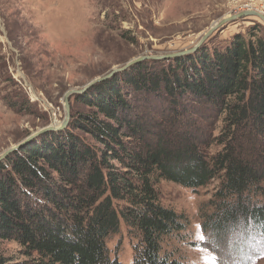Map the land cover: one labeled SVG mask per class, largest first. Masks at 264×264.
Here are the masks:
<instances>
[{
    "label": "trees",
    "instance_id": "obj_1",
    "mask_svg": "<svg viewBox=\"0 0 264 264\" xmlns=\"http://www.w3.org/2000/svg\"><path fill=\"white\" fill-rule=\"evenodd\" d=\"M74 96L88 115L0 161V240L21 247L16 264H122L106 245L121 225L136 241L132 264H183L162 245L187 221L160 203L159 181L219 179L202 230L214 244L239 234L229 259L252 255L246 242L264 240V27L141 61Z\"/></svg>",
    "mask_w": 264,
    "mask_h": 264
},
{
    "label": "rangeland",
    "instance_id": "obj_2",
    "mask_svg": "<svg viewBox=\"0 0 264 264\" xmlns=\"http://www.w3.org/2000/svg\"><path fill=\"white\" fill-rule=\"evenodd\" d=\"M228 6V0H0V155L47 126H59L65 117L66 92L132 59L192 48L215 23L234 15ZM255 24L264 27L254 17L227 23L215 30L205 46L224 48L235 35L246 38ZM68 102L69 123L73 116L89 114L74 95ZM69 123L49 132L63 131ZM216 126L214 135L221 127ZM205 132L208 135L210 128ZM220 149L213 143L206 152L213 155ZM218 186L219 179L197 189L168 181L155 184L160 203L187 221L185 231L163 242V251L183 264H217L215 253L222 256L221 264H264V240L253 243L250 239L246 244L253 249L252 255L229 259L230 237L239 234L231 235L229 244H214L203 232ZM198 232L204 239L196 238ZM135 242L121 225L106 245L111 257L132 264ZM0 259L4 264L27 260L12 240H0Z\"/></svg>",
    "mask_w": 264,
    "mask_h": 264
},
{
    "label": "water",
    "instance_id": "obj_3",
    "mask_svg": "<svg viewBox=\"0 0 264 264\" xmlns=\"http://www.w3.org/2000/svg\"><path fill=\"white\" fill-rule=\"evenodd\" d=\"M248 17L257 18L264 23V16L257 13V12H254V11L241 12L238 14L229 15L226 18H223L220 22L215 23L205 34H203V36L198 40V42L192 48H190L188 50H184L181 52L172 53V54H168V55H164V56H143V57H138V58L132 59V60L128 61L125 65H123L121 67L114 68L113 70H111L106 75L94 78L93 80H91L89 83H87L85 86L81 87L80 89L70 90V91L66 92L64 95L65 117H64L63 122L58 127L54 126V125L47 126L43 129L31 134L30 136H28L27 138H25L24 140H22L18 144L8 148L6 151H4L0 155V161L4 160L10 153L18 150L19 148L22 147V145L33 140L38 135L49 132V131H57V130H61V129L65 128L67 126V124L69 123V119H70V107H69L68 99L71 96L83 94L88 89H90L91 87H93V86H95V85H97L103 81L110 79L111 77H113L117 73L123 72V71L127 70L128 68L132 67L133 65H135L136 63H139L141 61L164 60V59L177 58V57L192 54V53L196 52L197 49L200 48L209 39V37L215 32V30H217L219 27H221L227 23L234 22L236 20L244 19V18H248Z\"/></svg>",
    "mask_w": 264,
    "mask_h": 264
},
{
    "label": "built area",
    "instance_id": "obj_4",
    "mask_svg": "<svg viewBox=\"0 0 264 264\" xmlns=\"http://www.w3.org/2000/svg\"><path fill=\"white\" fill-rule=\"evenodd\" d=\"M228 5L232 14L254 11L264 16V0H228Z\"/></svg>",
    "mask_w": 264,
    "mask_h": 264
},
{
    "label": "snow or ice",
    "instance_id": "obj_5",
    "mask_svg": "<svg viewBox=\"0 0 264 264\" xmlns=\"http://www.w3.org/2000/svg\"><path fill=\"white\" fill-rule=\"evenodd\" d=\"M197 228H199V225H197ZM197 239H204L203 235L200 234L199 232L196 234Z\"/></svg>",
    "mask_w": 264,
    "mask_h": 264
},
{
    "label": "bare ground",
    "instance_id": "obj_6",
    "mask_svg": "<svg viewBox=\"0 0 264 264\" xmlns=\"http://www.w3.org/2000/svg\"><path fill=\"white\" fill-rule=\"evenodd\" d=\"M175 6V5H174ZM53 123H55V122H53ZM53 125V124H52ZM58 127V126H57Z\"/></svg>",
    "mask_w": 264,
    "mask_h": 264
}]
</instances>
